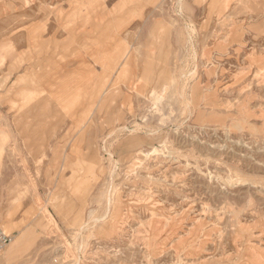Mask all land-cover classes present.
<instances>
[{"label": "rangeland", "instance_id": "1", "mask_svg": "<svg viewBox=\"0 0 264 264\" xmlns=\"http://www.w3.org/2000/svg\"><path fill=\"white\" fill-rule=\"evenodd\" d=\"M0 226V264H264V0H0Z\"/></svg>", "mask_w": 264, "mask_h": 264}, {"label": "built area", "instance_id": "2", "mask_svg": "<svg viewBox=\"0 0 264 264\" xmlns=\"http://www.w3.org/2000/svg\"><path fill=\"white\" fill-rule=\"evenodd\" d=\"M12 238L6 234L0 226V257L3 250L10 244Z\"/></svg>", "mask_w": 264, "mask_h": 264}, {"label": "bare ground", "instance_id": "3", "mask_svg": "<svg viewBox=\"0 0 264 264\" xmlns=\"http://www.w3.org/2000/svg\"><path fill=\"white\" fill-rule=\"evenodd\" d=\"M4 251V250H3ZM2 255H3V252H2V254H1V257H2ZM5 257L6 258H9V253L8 252H5Z\"/></svg>", "mask_w": 264, "mask_h": 264}]
</instances>
